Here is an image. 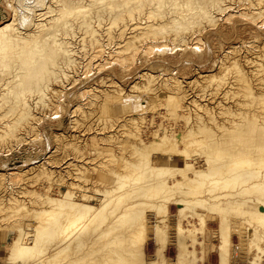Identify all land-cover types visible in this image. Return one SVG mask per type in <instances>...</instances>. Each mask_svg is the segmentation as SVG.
<instances>
[{"label":"rangeland","instance_id":"rangeland-1","mask_svg":"<svg viewBox=\"0 0 264 264\" xmlns=\"http://www.w3.org/2000/svg\"><path fill=\"white\" fill-rule=\"evenodd\" d=\"M83 1L86 0H81L78 3L82 5ZM212 2L222 8L211 6ZM57 5L54 0H0V25L11 22L15 27L7 31L12 34L14 43L12 42L13 44L8 46L0 44V64L9 65L7 71L0 70L1 95L2 93L8 94L1 86L6 82L8 84H4L5 86L10 85L15 80V71L18 68H29L33 64V54L22 51V49L30 50L32 42L22 36L36 31V21L46 22L48 16L50 18V15L52 17L57 13L59 11ZM198 6H202L203 10H208L209 20L194 17L191 14V11ZM176 7L170 6L167 7L168 10L164 8L162 14L152 15L148 12L150 8L144 6V10L141 8L139 12L138 9H134L133 17L130 15L129 18L128 14H123L124 17L119 16L120 18L115 19L116 21H111L112 19L109 17L111 13H101L104 12L101 9L97 14L94 12L96 7L91 6L92 9L89 11L92 12V15L86 13L85 19L89 20L90 16L94 17L90 22L94 25L97 21L95 27L99 25V30H97L96 36L98 35L97 39H100L92 40L76 27L73 31L64 34L66 37L62 35V38L67 41L66 47L72 51V53L69 51V55L73 59L71 58L67 62L63 54L56 51L53 45H49L55 51V60L57 59V64H60L62 69L61 72L55 71V77L49 79L45 92H50H46L41 98H38L40 100H36L35 95L30 96L31 98L28 97L30 105L28 112L31 117L18 118L21 109L16 107V109L8 111V101H4L0 105V131H2L0 133H5L8 130L7 132L10 134L0 137V264H9L6 261V252L9 249L11 238L15 234L16 225H24L25 222L36 223L37 219L33 218L32 208L37 209L40 205L42 206L40 200L36 198L42 194L57 196L58 189L73 188L74 192L83 189L88 194L93 193L95 187H103V183L101 184L96 178L98 175L109 176V171L116 167L115 164L123 151L124 155H129L127 147L134 136L138 135L137 137L140 139L143 137L142 141H147L151 139L155 130H158L156 131L158 134H161L165 128L174 133L181 129L186 131L188 125L185 124V121L189 119L190 123H194L196 118H199L201 120L197 121L208 124L209 122L210 124L220 122V124L229 125L233 121L238 123L240 121L241 124L245 122L252 126L253 144L259 142L264 144V10H262L264 9V0H196L188 8L192 9L191 11L187 9L186 13L182 12L186 19L179 15L173 22H166L167 15L177 13L174 12L178 9ZM72 18H76V20ZM80 18L81 15L77 12H73L67 17L68 21L74 23L73 26ZM137 18L139 21L136 20ZM121 19L125 23L121 22ZM163 22L165 28L160 27L161 24H164ZM115 23L118 25L120 23V25L117 27ZM153 24L154 26L157 24L159 27L158 32H155L156 35L150 30ZM101 25L105 28L103 27V29ZM130 25H133L135 29ZM118 33L124 34V36H118ZM138 35L143 36L141 40ZM58 37H61V34ZM89 39L95 43L90 42ZM245 90L248 93L243 92L242 95V91ZM246 95L251 96V98L248 96L249 101L252 100L251 103L256 105L259 103L260 107L257 106L260 110L254 104L249 105L250 102L246 99ZM253 97L256 101L253 100ZM239 98L243 100L240 101ZM39 101H43V103ZM245 101L246 104L243 105ZM237 104H240L239 107L243 106L239 108ZM3 105L6 107L4 108ZM252 106H255L256 109ZM234 108L238 109V113ZM235 111L237 115L240 111L242 113L240 112L237 116ZM34 112H36V116ZM225 112L227 114H224ZM245 112L248 114L247 116ZM12 114L13 116H11ZM257 115L258 117H256ZM8 117L13 119L9 120ZM203 117L204 119H202ZM212 117L214 118L212 119ZM225 118L226 120H224ZM17 124H19L18 127ZM136 127L140 129L139 133ZM173 127H175V131ZM24 130L27 131L23 133ZM128 134L131 136L129 137ZM227 135L226 138H228ZM107 146L111 148H107ZM120 149L122 152H119ZM97 154H101L98 160H96ZM110 157L111 159H109ZM86 169L87 171H85ZM81 172L83 173L81 174ZM80 176L84 178V182ZM11 197L15 198L14 203ZM92 202L95 203V200ZM150 215H147V219H149L146 222H148L147 227L152 229L153 217L151 216V218ZM169 215V227L172 226V230L169 229L163 242L165 244L162 251L163 264H172L177 253L172 233L175 230L178 216L174 211L169 212ZM28 217L30 218L28 219ZM174 220L176 221L174 222ZM253 224L255 223L248 221L242 223V228L240 227L242 235L240 236L239 231L231 233L224 251L227 264H250V258L256 254V250L252 245L248 247L250 240L246 227H251ZM150 229L145 234L142 244L146 259L152 258L156 252L152 230V234L148 233ZM201 229L197 236L204 244H207V248L205 247L201 252L197 251V255L204 264H218L217 222L210 220ZM199 230L197 231L199 232ZM123 233L125 234V232ZM260 242L264 245V239ZM75 251L73 250L72 253L59 260L56 259L57 261L45 263L75 264L67 263L70 259L77 258L81 253L80 250ZM73 253L74 255H72ZM263 258L260 260L261 264H264ZM104 260L105 258L96 259L91 264H102ZM82 262H85V259ZM33 263L37 264L33 261L18 264Z\"/></svg>","mask_w":264,"mask_h":264},{"label":"bare ground","instance_id":"bare-ground-1","mask_svg":"<svg viewBox=\"0 0 264 264\" xmlns=\"http://www.w3.org/2000/svg\"><path fill=\"white\" fill-rule=\"evenodd\" d=\"M54 1L58 4L57 7L59 11L52 15V17L50 15V18L48 16V20L46 22L36 21V31L32 33L25 32L26 34L22 36L24 39L26 38L27 41L32 42V47L30 50L22 49V51H27L28 53L33 54V64L29 68L22 67V69L18 68V70H14L16 73V78L11 82L10 85H4L6 83L8 84L6 80V83L1 82L4 85L3 86L1 84V87H3V89L6 90L8 94L5 95V93H2L1 95L0 93V105L4 101H8V111L19 107L21 111H19L20 113L18 114V118L21 119L22 117L24 118L26 116L31 117L28 112V107L30 106L28 97L31 98L30 96L35 95L37 97L36 100H40L38 98H41L42 95L47 92H45V88L47 87L49 79L54 76L56 73L55 71L61 72L62 68H60V64H57V59L55 60V51H53L49 45H53L56 51L58 50V52L63 54V56H65V61L67 62L72 58H70L71 55H69V51L71 50L66 47L65 44L67 41L62 38V35L67 34L69 31H73L74 27H76L83 31V33L86 34L90 39L95 40L98 38V35L96 36V34H98L97 30H99V25L97 26L98 29L95 27L97 21H95V24L93 23L94 25H92L90 21H92V18L94 17L90 16L89 20L85 19L87 14L89 15V13H92L89 11L92 9L91 6L96 7L94 12H97V14L99 10L101 11V9L104 11L101 13H111L109 15V17H111L110 19H112L111 21H116L118 17L122 16L123 14H128L129 18L130 15L133 17V14H135L132 13L133 10L138 9L139 12V9L143 8L144 6H148L150 8L148 12L152 15L157 13L162 14V10L164 8L177 6L176 8L178 9L174 10V12H177L176 14L171 13L167 16L165 15L167 19L166 22H173L179 15L184 17L183 19H186L182 12L187 11L190 5L194 4L196 0H86V3L83 1L84 4L82 5L78 3L81 0ZM67 2H69V5H67ZM212 5H215V3L213 4L212 2L211 6ZM215 6L220 9L222 8L217 5ZM143 10L141 11L143 12ZM73 12H77L79 15H81V18L75 22V26H73L74 23L68 21L67 19V17ZM46 14L48 15L47 12ZM191 14H193L194 17L207 18L208 20L210 19V13L208 10H203L202 6L196 7L195 10L193 9ZM74 19L76 20V18ZM136 20L139 21L138 18ZM160 21L162 22L161 19ZM121 22L125 23V21H122V19ZM129 22L128 24H130ZM110 24L112 23L110 22ZM181 24H183V22H181ZM119 25L117 24V27ZM122 26L123 24L121 27ZM155 26L153 24V27L150 29L154 34L155 32H158L157 30L159 28L157 24ZM101 27L103 28L104 26L101 25ZM160 27L165 28V23L161 24ZM13 28L15 27H13L11 22L0 25V44L3 46H8L14 43L12 34L7 32ZM121 32L123 31L121 30ZM60 34L61 37H58ZM84 34L83 36H85ZM119 35L124 36V34L121 33H118V36ZM142 37H140V40ZM78 38L80 39L81 37ZM92 40L90 42L95 43V41ZM63 58L61 59L63 60ZM60 63H62V61ZM7 67H9L8 64H0V70L2 71L6 70ZM247 90L242 91V95L243 92L246 94ZM248 96L246 99L249 101ZM249 97L251 98V96ZM53 98L55 97L53 96ZM242 100L240 99V101ZM253 100H255L254 97ZM43 101L41 102L43 103ZM250 101L252 100L250 99ZM245 104L246 101L243 103V105ZM250 104L252 105L254 103L250 102L249 105ZM243 105H241V107ZM254 105L257 106L256 104ZM255 106L252 107L256 109ZM258 106L260 107V105ZM3 107L5 108L6 105H3ZM259 107L258 110H260ZM227 109L229 108L227 107ZM229 111L227 112L229 113ZM236 111L238 113V109ZM35 113L36 112H34V114ZM224 114L227 113L225 112ZM5 115L7 116V114ZM247 115L248 114L246 113V116ZM11 116H13V114ZM204 117L202 119H204ZM256 117H258V115ZM10 118L12 117H8L9 120ZM213 118L214 117H212V119ZM198 119L199 118H196L194 123H190L189 119L185 121V124L188 125V128L186 127V131L177 129L178 132L174 133L169 132L170 129L166 130V128L162 130L161 134L156 132L158 130H155L154 132L152 131L153 135L152 137L150 136L151 139L147 141H142L143 137L141 139L137 137L140 129L136 127L138 129V133L136 132L137 136L133 137L131 143H129L130 145L127 143V145H129L127 147L129 155H124V151L122 152L121 150L125 146L120 147L121 149L119 152L121 151L122 155L118 158L117 164H115L116 160L113 162L116 167H111L112 169L109 171V176L98 175L96 179L101 184L103 183V187H95L93 189L94 192L92 190L93 193L87 194L85 191H83V189L79 190V192H74L72 191L73 188H66L64 190L58 189L59 194L57 196H51L49 194H42L41 196L38 195L39 197L36 199L40 200L42 206L40 205L37 209L30 207L32 208L33 218L37 219L36 223L31 224L25 222L26 224L24 225H16L14 228L15 234L12 236L9 249L6 252L7 263L18 264L26 263L27 261H33L37 262V264H40L42 262H53V260L55 261L56 259H61V257H66L72 253L73 250H80L81 253L77 256V258L70 259L67 263L91 264L96 259L105 258L102 264H163L164 257L162 251L165 246L163 242L169 232V229L172 227H169L168 215L169 212L171 213L174 211V213L178 216L176 218L177 221L174 220V222L176 221L177 224L175 226L174 232L172 233L174 237L173 243L177 253L172 264H204L198 257L197 251H203L205 247L207 248V244H204L199 236H197V233H200L202 226L210 220H215L217 222L216 231L218 238V264H227V258L224 251L226 249L225 246L229 241L228 239L231 236V233H234V231L236 233L239 231V236L242 235L240 233V227L242 223L247 221L249 223H255L251 227H246V231L248 230L247 234L250 240V245H248V247L252 245L254 250H256V254L254 253L255 255L250 258V264H261L260 260L264 256V245L260 242L264 239V144L260 142L253 144L251 139V132L253 130L252 126L247 125L245 122L241 124L239 121V124L238 122L231 121L232 123L229 125H224L223 123L220 124V122H214L212 124L209 122L208 124L206 122L203 123L197 121ZM224 120H226V118ZM24 123L26 122L24 121ZM18 125L19 124L16 126L18 127ZM8 128L10 127L8 126ZM173 128L175 131V127ZM17 130L19 129L17 128ZM132 130L134 131L135 129ZM7 131H5V133H0V137H3L4 134L8 135L9 132ZM26 131L27 130H24L23 133ZM227 134L231 135L228 136ZM226 135L228 138H226ZM189 147H191V149H189ZM107 148L111 147L107 146ZM109 150L107 151L110 152ZM97 155L96 160L100 159L99 156H101V154ZM109 159H111V157ZM93 168L95 169L94 166ZM87 169L90 170V168ZM87 169L85 171H87ZM82 173L83 172H81V174ZM81 179L83 181L84 178ZM89 187L90 186L88 185V188ZM92 200H95V203H93ZM15 201L16 200L13 197L12 202L14 203ZM148 211H150V213H148ZM148 214H151L150 217H153V220L151 219L153 223L152 229L147 227L148 222L146 221L149 219H147ZM29 218L30 217H28V219ZM149 227H151V225ZM243 227L245 228V226ZM148 229H150L148 233H151V230L153 232V237L156 243V252L152 258L146 259L144 252L145 250H143L142 244L145 240V234L147 233ZM197 230H199V232ZM123 232H125V234ZM72 255H74V253ZM84 259L85 262H82ZM62 261L64 260L62 259Z\"/></svg>","mask_w":264,"mask_h":264}]
</instances>
